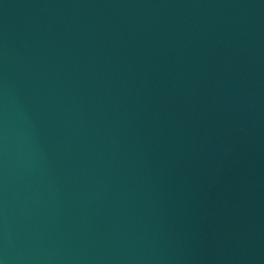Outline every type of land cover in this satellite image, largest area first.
<instances>
[{
    "label": "water",
    "instance_id": "95a60500",
    "mask_svg": "<svg viewBox=\"0 0 264 264\" xmlns=\"http://www.w3.org/2000/svg\"><path fill=\"white\" fill-rule=\"evenodd\" d=\"M0 264H264V0H0Z\"/></svg>",
    "mask_w": 264,
    "mask_h": 264
}]
</instances>
